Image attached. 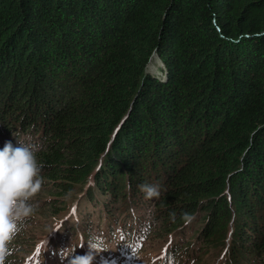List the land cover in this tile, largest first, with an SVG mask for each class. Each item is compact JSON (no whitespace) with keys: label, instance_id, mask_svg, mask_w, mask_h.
<instances>
[{"label":"trees","instance_id":"16d2710c","mask_svg":"<svg viewBox=\"0 0 264 264\" xmlns=\"http://www.w3.org/2000/svg\"><path fill=\"white\" fill-rule=\"evenodd\" d=\"M19 139L55 229L100 235L92 264H264V0H0V148ZM49 240L11 264H69Z\"/></svg>","mask_w":264,"mask_h":264},{"label":"clouds","instance_id":"9594fccd","mask_svg":"<svg viewBox=\"0 0 264 264\" xmlns=\"http://www.w3.org/2000/svg\"><path fill=\"white\" fill-rule=\"evenodd\" d=\"M43 147L42 143L19 139L16 146L7 141L0 148V264H11L8 258L15 251L13 242L36 212L33 197L43 183V165L38 158ZM140 188L146 198H159L161 194L155 184L143 183ZM170 216L174 218L175 213ZM87 243L89 250L84 254H73L72 247H68L62 251V257H69V264H92L97 244L95 238Z\"/></svg>","mask_w":264,"mask_h":264},{"label":"rangeland","instance_id":"374dc122","mask_svg":"<svg viewBox=\"0 0 264 264\" xmlns=\"http://www.w3.org/2000/svg\"><path fill=\"white\" fill-rule=\"evenodd\" d=\"M34 199L35 197H33V201L37 204L36 212L31 218H29L27 227L18 235L16 240L13 242L15 251L12 254L13 259L10 261H22L24 258H28V255L35 248V246L47 243L48 241L50 242L49 239L58 241L61 251L67 249L68 247H72L75 253L79 248H83L82 243L84 244L85 248H88L87 240L95 237L93 234H91V232H89L87 229H80V227L78 228L75 226L71 231L68 230L67 232H65L64 235L60 234V231L55 229L54 227V211L50 210L48 207H45V202L43 200ZM75 205V202L71 203L72 207ZM137 213H141L142 216V220L138 221L139 224L145 222V218L148 221L147 223H152V216L147 208L139 210ZM131 225L133 226L131 227ZM131 225L124 230L122 229L123 234H128L129 238H131L132 235H138L140 239L138 247H140L142 244V237L146 235L150 237L148 244H146L145 247H143L142 245L141 255H144L148 258H153L154 260L158 259L160 251L166 241L165 236H163V234L159 231L152 232L151 234V231L145 226L143 229L135 231V229H140L141 226H136V224L133 223H131ZM98 238H100L99 234L97 235V237H95V239ZM127 262L128 263L125 262L123 264H129V259ZM175 264L190 263L188 261H180L179 263L175 262ZM199 264H219L218 258L216 257V252L203 255L201 263Z\"/></svg>","mask_w":264,"mask_h":264}]
</instances>
